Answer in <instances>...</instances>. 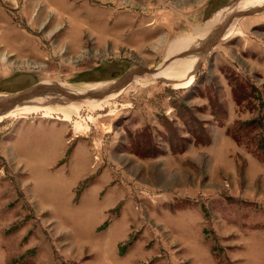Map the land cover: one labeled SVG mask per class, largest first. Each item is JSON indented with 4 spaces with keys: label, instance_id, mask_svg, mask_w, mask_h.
Wrapping results in <instances>:
<instances>
[{
    "label": "rangeland",
    "instance_id": "1",
    "mask_svg": "<svg viewBox=\"0 0 264 264\" xmlns=\"http://www.w3.org/2000/svg\"><path fill=\"white\" fill-rule=\"evenodd\" d=\"M24 1L0 95L87 93L0 103V264H264V0Z\"/></svg>",
    "mask_w": 264,
    "mask_h": 264
},
{
    "label": "crops",
    "instance_id": "2",
    "mask_svg": "<svg viewBox=\"0 0 264 264\" xmlns=\"http://www.w3.org/2000/svg\"><path fill=\"white\" fill-rule=\"evenodd\" d=\"M24 1V0H23ZM239 2V0H224V1H222L221 3H219L220 5L219 6H221V7H223V8H226V7H229V8H231L232 6H234L235 8H237V6H235V4L236 3H238ZM28 6V5H27ZM218 6V7H219ZM29 8H26V3H25V1H24V5L23 6H21V8L18 10V14L19 13H23V11L24 10H26L27 11V13H31L32 14V12H31V8H30V6H28ZM239 8V7H238ZM241 9H236V10H234V11H232V12H230L229 14H237V13H241V11H240ZM224 18H226V17H224ZM60 19L61 18H56V19H53V21L55 22V23H58L59 21H60ZM34 23H36V21H35V18H33V19H31ZM100 20H102V17H100L98 14H97V16H96V18H95V21H100ZM6 22H8L7 20H5ZM10 21V20H9ZM79 21H80V23H84L81 19H79ZM223 22V21H222ZM227 21H224V23H226ZM224 23H222V25L224 24ZM59 24V23H58ZM14 26V25H13ZM221 27H223V26H221ZM18 30V29H17ZM221 32V30L220 31H216V33L214 34V35H217V34H219ZM2 33V31H0V34ZM6 34H7V32H6ZM1 36H2V34L0 35V38H1ZM208 37V36H207ZM1 40V39H0ZM2 40H6V41H8L9 39L8 38H3ZM12 47V46H11ZM110 88V87H109Z\"/></svg>",
    "mask_w": 264,
    "mask_h": 264
},
{
    "label": "bare ground",
    "instance_id": "3",
    "mask_svg": "<svg viewBox=\"0 0 264 264\" xmlns=\"http://www.w3.org/2000/svg\"><path fill=\"white\" fill-rule=\"evenodd\" d=\"M96 5V4H95ZM104 8V7H103ZM234 22V21H233ZM232 25H233V23L232 24H230V26H229V28L227 27V31H230L231 30V28H232ZM202 31V30H201ZM170 51V50H169ZM16 63V62H15ZM18 64V63H17ZM164 70V69H163ZM161 73V72H160ZM162 75V74H161ZM98 88V91H101V87H97ZM33 89L34 90H32L31 92H34V91H37V90H39V89H43V90H51V91H56V92H58V93H63V94H67L68 96H69V94H74V95H79V96H81L80 98H76V97H71V98H73V99H84L83 98V94H85V93H87L86 91L87 90H84L85 91V93H83L84 91H82V92H75V93H67V91H69V90H67V89H63V88H61V87H54V86H34L33 87ZM83 93V94H82ZM30 95V94H29ZM6 96V95H5ZM8 99H10L8 96L7 97H4V96H2V95H0V103H1V105L3 106H6L7 105V103H11L12 102V100L10 99V102L8 101ZM12 99H14V98H12Z\"/></svg>",
    "mask_w": 264,
    "mask_h": 264
},
{
    "label": "trees",
    "instance_id": "4",
    "mask_svg": "<svg viewBox=\"0 0 264 264\" xmlns=\"http://www.w3.org/2000/svg\"><path fill=\"white\" fill-rule=\"evenodd\" d=\"M246 125H248V124H246ZM248 126H251V128H253L252 126H258L261 129H263L262 126L257 125V124H253V125L251 124ZM247 144L251 147L252 153H254L256 156L264 159V135H263V133H260L257 136H250V137L248 136Z\"/></svg>",
    "mask_w": 264,
    "mask_h": 264
},
{
    "label": "water",
    "instance_id": "5",
    "mask_svg": "<svg viewBox=\"0 0 264 264\" xmlns=\"http://www.w3.org/2000/svg\"><path fill=\"white\" fill-rule=\"evenodd\" d=\"M118 82H119V79H116V80H115V84L112 85L111 88L117 87V85L119 84ZM108 88H109V87H106L103 91H94V90H96V89L93 88L91 91H88V92H91L92 95H104V94L108 91ZM32 90H34L33 87H29V88H27V89H25V90H22V91H19V92L14 93V94L8 95V97H9L10 99H12V98H14V99L21 98V97H23V96L29 94ZM68 97H76V98H80L81 96H79V95H74V94H69Z\"/></svg>",
    "mask_w": 264,
    "mask_h": 264
}]
</instances>
